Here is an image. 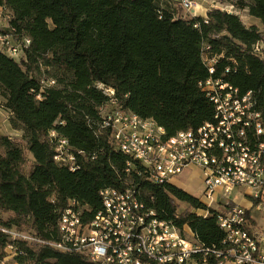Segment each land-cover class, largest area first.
Listing matches in <instances>:
<instances>
[{"label": "trees", "instance_id": "1", "mask_svg": "<svg viewBox=\"0 0 264 264\" xmlns=\"http://www.w3.org/2000/svg\"><path fill=\"white\" fill-rule=\"evenodd\" d=\"M173 2L0 0L10 15L0 35L31 41L19 59L0 50L2 109L11 127L23 132L21 141L0 134V259L10 250L18 264H101L2 229L55 243L61 238L59 217L70 202L93 216L103 207L105 188L134 190L159 219L188 226L207 248L222 247L218 212L174 183L138 175L143 167L116 149L103 127L102 108L110 96L100 85L115 90L124 110L156 121L167 136L197 129L214 118V104L200 87L210 77L241 94L252 91L264 126V47L255 51L264 44V0L233 1L262 28L215 7L206 16L183 17ZM52 132L68 140L74 170L55 161ZM27 153L33 157L29 168Z\"/></svg>", "mask_w": 264, "mask_h": 264}, {"label": "built area", "instance_id": "2", "mask_svg": "<svg viewBox=\"0 0 264 264\" xmlns=\"http://www.w3.org/2000/svg\"><path fill=\"white\" fill-rule=\"evenodd\" d=\"M174 1L195 15L193 0ZM0 43L10 56L19 58L31 41L15 43L10 35L1 34ZM263 47L257 43L255 51L262 52ZM100 87L110 96L102 108L103 127L110 129L115 148L143 167L138 175L164 184L173 183L189 168L200 170L204 190L198 197L218 212L225 232L222 247L207 248L188 226L181 229L159 219L155 210L133 205L134 190L129 188H105V193L113 194L114 204H107L100 193L105 217H98V212L89 216L75 201L70 202L59 217L61 238L55 243L31 233L2 230L101 264H264V126L254 97L210 77L200 87L214 104L213 120L167 136L156 121L138 120L137 114L124 111L115 90ZM2 102L0 96L1 108ZM247 114L257 115L255 128L247 127ZM51 135L57 140L55 161L74 170L75 155L68 140L57 138L55 132ZM198 213L208 215L207 210Z\"/></svg>", "mask_w": 264, "mask_h": 264}, {"label": "rangeland", "instance_id": "3", "mask_svg": "<svg viewBox=\"0 0 264 264\" xmlns=\"http://www.w3.org/2000/svg\"><path fill=\"white\" fill-rule=\"evenodd\" d=\"M196 4V10L194 13H204L206 9L208 8H220L222 10H230V11H236L239 13V16L242 17V20L247 24V26L251 25L252 20H249L247 12L243 10H238L234 7L233 1L234 0H193ZM173 10L183 17H187L189 15H192L193 13L184 9L179 2H173L170 4ZM254 21V20H253ZM7 14L3 12V10H0V33L5 32L7 30ZM0 50H2V46L0 43ZM19 59V58H18ZM47 81V80H46ZM50 83V82H49ZM9 122V113L0 107V134L7 135L11 138L17 139L21 141V138L23 136V132L19 130H15L11 127ZM28 156V165L27 168L31 166L33 163V157L30 153H27ZM173 183L175 185H178L179 187L185 189L186 191L192 193L195 196H200L203 193L204 186L202 182V177L200 174V170L197 167H192V169H187V172H185L183 175L175 178L173 180ZM185 204L179 205L181 209H185ZM9 213L4 214V218L9 217ZM11 252L10 250L6 251V256L3 259H0V264H13L14 261L12 258H10ZM229 264V263H227Z\"/></svg>", "mask_w": 264, "mask_h": 264}, {"label": "bare ground", "instance_id": "4", "mask_svg": "<svg viewBox=\"0 0 264 264\" xmlns=\"http://www.w3.org/2000/svg\"><path fill=\"white\" fill-rule=\"evenodd\" d=\"M247 95H250V97H253L252 91L251 92H248ZM124 111H126V110H124ZM127 112H130V111H127ZM137 119L138 120H145L144 118H142V117H140L138 115H137ZM148 120L154 121L152 119H148ZM256 122H257V115H255V114H247V125H248L247 127L248 128H255V123ZM153 182L159 184V182H156V181H153ZM101 193H104V200H105V202H107V204H114V196H113L112 193H105V189H103L101 191ZM132 202H133V205H136V204L137 205H144L138 199V197L135 195L134 192H132ZM144 209H146L145 206H144ZM98 217H105V210H100L98 212Z\"/></svg>", "mask_w": 264, "mask_h": 264}, {"label": "crops", "instance_id": "5", "mask_svg": "<svg viewBox=\"0 0 264 264\" xmlns=\"http://www.w3.org/2000/svg\"><path fill=\"white\" fill-rule=\"evenodd\" d=\"M211 8V7H210ZM210 8H208V9H206V11H204V13H196L195 15H202V16H206V14H207V11L210 9ZM1 9V8H0ZM173 9V8H172ZM243 11H245V12H247V15H248V18H249V20H252V23H251V25H257L258 27H260V28H262V24L260 23V21L259 20H257V19H255V18H253L252 16H250L249 14H248V11L247 10H243ZM242 18V17H241ZM254 20V21H253ZM244 22V21H243ZM244 24L245 25H247L245 22H244ZM13 257H14V255L13 254H11V256H10V258H12L13 259ZM13 261H14V263L13 264H18L14 259H13Z\"/></svg>", "mask_w": 264, "mask_h": 264}]
</instances>
